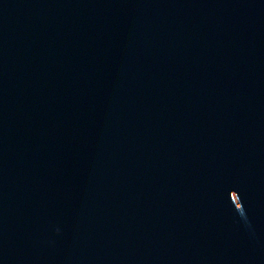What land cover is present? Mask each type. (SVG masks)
Masks as SVG:
<instances>
[{
  "label": "water",
  "instance_id": "1",
  "mask_svg": "<svg viewBox=\"0 0 264 264\" xmlns=\"http://www.w3.org/2000/svg\"><path fill=\"white\" fill-rule=\"evenodd\" d=\"M0 264H264V0H0Z\"/></svg>",
  "mask_w": 264,
  "mask_h": 264
}]
</instances>
